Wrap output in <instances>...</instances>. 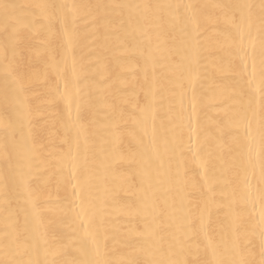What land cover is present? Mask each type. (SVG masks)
I'll list each match as a JSON object with an SVG mask.
<instances>
[{"label":"bare ground","instance_id":"bare-ground-1","mask_svg":"<svg viewBox=\"0 0 264 264\" xmlns=\"http://www.w3.org/2000/svg\"><path fill=\"white\" fill-rule=\"evenodd\" d=\"M130 260L264 264V0H0V264Z\"/></svg>","mask_w":264,"mask_h":264},{"label":"snow or ice","instance_id":"snow-or-ice-1","mask_svg":"<svg viewBox=\"0 0 264 264\" xmlns=\"http://www.w3.org/2000/svg\"><path fill=\"white\" fill-rule=\"evenodd\" d=\"M8 6L7 5H5V8H7ZM128 264H136V262L135 261H133V260H130V261H128Z\"/></svg>","mask_w":264,"mask_h":264}]
</instances>
